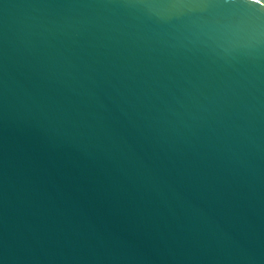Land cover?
Returning a JSON list of instances; mask_svg holds the SVG:
<instances>
[{"label":"water","instance_id":"1","mask_svg":"<svg viewBox=\"0 0 264 264\" xmlns=\"http://www.w3.org/2000/svg\"><path fill=\"white\" fill-rule=\"evenodd\" d=\"M0 264H264V0H0Z\"/></svg>","mask_w":264,"mask_h":264}]
</instances>
